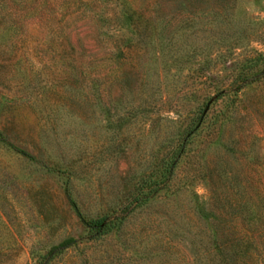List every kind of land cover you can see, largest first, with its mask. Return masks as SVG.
Returning a JSON list of instances; mask_svg holds the SVG:
<instances>
[{
    "label": "rangeland",
    "instance_id": "1",
    "mask_svg": "<svg viewBox=\"0 0 264 264\" xmlns=\"http://www.w3.org/2000/svg\"><path fill=\"white\" fill-rule=\"evenodd\" d=\"M23 1L0 0V264L67 237L46 264H202L241 234L264 257V0Z\"/></svg>",
    "mask_w": 264,
    "mask_h": 264
},
{
    "label": "trees",
    "instance_id": "2",
    "mask_svg": "<svg viewBox=\"0 0 264 264\" xmlns=\"http://www.w3.org/2000/svg\"><path fill=\"white\" fill-rule=\"evenodd\" d=\"M35 1L37 0H32V1L24 0L23 2L25 3L20 4L19 7L23 8V5L26 4L27 7H29L30 9L38 10L36 12H39V10L41 9V5H39V3H35ZM194 128L195 127L185 129L181 141H179V143H177L176 145L171 146L168 152L159 160L158 162L159 164L157 167V172L159 171V178L156 176L154 177V174H149L145 178L143 177L142 181L138 184V187L135 189V191H133V193L129 195V197H127L126 202L128 201V203H131L133 206H138L143 201H148L149 197L155 194V191L158 187H161L170 181L173 168L175 167L182 150L185 148L186 136L190 135L192 130H194ZM0 141H2L1 136H0ZM144 187H146L147 191L145 193H142V188ZM66 196L68 198V202L74 209L75 214L77 216H80L81 218V215L77 210V208L75 207V203L73 199L70 197L69 193L66 192ZM249 199L250 198L245 200L246 206L239 207L240 208L239 210H237L239 205L237 204V202L235 206L233 205V207L237 210V212L243 209L245 211V215L247 216L246 220L250 224L252 223L256 224L257 220H259L260 213L258 212L257 209L249 207V204L251 203ZM263 199L260 198V200ZM195 206H197L196 211L200 214L201 207H199V205L196 202H195ZM211 215L213 216L212 218L215 219L216 214L211 213ZM211 215L203 214L205 219H207L208 216ZM104 218L101 217L98 220L92 222L91 225L96 231H101L102 229L106 228L108 221L105 222ZM236 224L239 225L238 222ZM236 224L235 222L231 223L232 225L231 228H233V232H234V227L236 228L237 226ZM241 228L243 229V227ZM238 231L240 232V229ZM213 235L215 236V234ZM74 242L75 239L73 237H67L62 241H60L59 243L50 246L49 249L46 251L45 256L43 257V264H46L49 260L53 258L54 255L66 249ZM207 249H208L209 257L207 258L204 257L202 264H250V262L251 264H257L258 260L259 261L264 260L263 256L260 257V255H258L259 245L257 244V242H254L253 239L244 236V234H241L240 236L235 235V239L232 240L229 239L226 241L223 240L218 241L217 238L213 237L211 247L209 246Z\"/></svg>",
    "mask_w": 264,
    "mask_h": 264
}]
</instances>
